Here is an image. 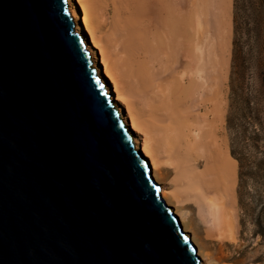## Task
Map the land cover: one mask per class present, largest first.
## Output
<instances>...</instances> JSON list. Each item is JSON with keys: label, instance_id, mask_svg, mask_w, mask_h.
<instances>
[{"label": "water", "instance_id": "obj_1", "mask_svg": "<svg viewBox=\"0 0 264 264\" xmlns=\"http://www.w3.org/2000/svg\"><path fill=\"white\" fill-rule=\"evenodd\" d=\"M67 0H0V264H201Z\"/></svg>", "mask_w": 264, "mask_h": 264}, {"label": "rangeland", "instance_id": "obj_2", "mask_svg": "<svg viewBox=\"0 0 264 264\" xmlns=\"http://www.w3.org/2000/svg\"><path fill=\"white\" fill-rule=\"evenodd\" d=\"M84 4L101 46L95 61L104 53L117 85L103 77L128 103L115 100L139 123L137 134L128 125L137 146H150L162 197L204 260L264 264V0ZM231 120L242 127V181Z\"/></svg>", "mask_w": 264, "mask_h": 264}, {"label": "bare ground", "instance_id": "obj_3", "mask_svg": "<svg viewBox=\"0 0 264 264\" xmlns=\"http://www.w3.org/2000/svg\"><path fill=\"white\" fill-rule=\"evenodd\" d=\"M67 2H68V6H69V12L71 13V15L75 21V32L82 36V38L84 39V41L87 45V51L89 52L90 60L92 62V66H93V68L96 69L97 76L99 77L100 83H102L104 85L106 92L111 96L110 99L112 100L114 107L118 110V113L120 114V119H122V121L124 122L126 127L131 124L135 133L136 134L139 133V130H140L139 123L137 122V120L133 116L130 108L128 107V110H127L128 115H126L124 108L121 107L116 101L122 102L124 104L125 103L128 104V103L125 100H123V98H121V96L119 95V90H118L117 86H115V88H114L115 89L114 92L117 93V95L115 96L113 94V91L111 89H109V84H107L106 79L103 77V72H104L105 75H107V77L112 79V81H114L115 84L117 83L115 80V77L111 73V69L109 68V65H107V63H106L104 53H102V57H103L101 60L102 63L95 61V50L93 47H95L96 49H100L101 46H100L99 42L95 39V33L93 31V28H92V21L94 18V16H93L94 14L92 13L91 9L87 8V6L84 4V0H77V2H76V0H67ZM169 19L170 18H168L167 20H164V21H166V23H168ZM169 30H170V27H169ZM173 32H174V30H173ZM87 34L90 35V38L88 37ZM128 129H129L130 135L132 136V141L134 143L135 149L138 150V152L142 155V157H144L143 154H145V156L148 158L147 159L146 157H144L148 162V168L150 170L151 175H152V169H153L152 177H155V179H156L155 182L159 185L160 196L164 195V197L167 199V197H166L167 195L165 194V190L162 188V185L158 179V167H157V164L155 162V159L153 156L154 154L151 151L150 146L146 142H143L141 144V146L138 147L137 146L138 140L136 139L135 134L131 131L129 126H128ZM141 150L143 151V154L141 153ZM150 163H151V165H150ZM209 180H211V179H209ZM219 183H220V181H219ZM210 184H211L210 187H212V188H216L218 185V183H216V181H213V182L211 181ZM225 188H227V187H225ZM197 194H199V193H196V195ZM172 212L176 216H179L181 218V219L178 218L181 229L183 230L184 233H186V235L190 238L189 240L196 247V249H197L196 255L201 259V264H208L204 260L205 258L203 257L201 250H200L199 246L197 245L194 237L189 235V232L187 231L186 226H185V219L183 218L181 212L179 210H175V209H173Z\"/></svg>", "mask_w": 264, "mask_h": 264}, {"label": "trees", "instance_id": "obj_4", "mask_svg": "<svg viewBox=\"0 0 264 264\" xmlns=\"http://www.w3.org/2000/svg\"><path fill=\"white\" fill-rule=\"evenodd\" d=\"M255 117H252V120H254ZM230 130L233 134V138L231 139V156L237 160L240 164V179L241 181L244 178V175L242 174V171L244 170V168L246 167L247 161L244 158V155H239L240 153L238 152V150H242L241 149V131H242V127L237 126L236 123L234 121H230ZM255 136H259V133L257 131L254 132ZM241 154H243V152L241 151ZM242 204V203H241Z\"/></svg>", "mask_w": 264, "mask_h": 264}, {"label": "crops", "instance_id": "obj_5", "mask_svg": "<svg viewBox=\"0 0 264 264\" xmlns=\"http://www.w3.org/2000/svg\"><path fill=\"white\" fill-rule=\"evenodd\" d=\"M208 1H211V2H215V1H217V2H223V3L227 4L228 7H229V3H230V0H208Z\"/></svg>", "mask_w": 264, "mask_h": 264}]
</instances>
